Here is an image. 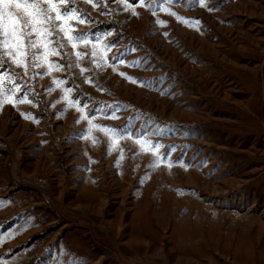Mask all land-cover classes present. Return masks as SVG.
Instances as JSON below:
<instances>
[{"label": "rangeland", "instance_id": "rangeland-1", "mask_svg": "<svg viewBox=\"0 0 264 264\" xmlns=\"http://www.w3.org/2000/svg\"><path fill=\"white\" fill-rule=\"evenodd\" d=\"M92 2L0 109V264H264V0Z\"/></svg>", "mask_w": 264, "mask_h": 264}, {"label": "snow or ice", "instance_id": "snow-or-ice-1", "mask_svg": "<svg viewBox=\"0 0 264 264\" xmlns=\"http://www.w3.org/2000/svg\"><path fill=\"white\" fill-rule=\"evenodd\" d=\"M84 2L90 3L93 8L98 6L92 0H84ZM118 2L124 4L126 11L131 10L133 15H138L131 3H127L126 0H118ZM70 3L74 4L75 0H0V109L5 104L15 106L17 103H31L27 91L24 90L26 85L16 83L17 79H22L28 76L32 69L43 68L45 65H47V71L44 75H50L53 70L65 71L64 65L50 62L49 56H61L62 50L69 44L71 49L75 50L77 43H89L84 39L85 33L79 32L73 35L76 28L71 22L76 21L78 24H84L89 18L76 7H70ZM200 4L204 7L207 6L205 0H200ZM138 6L151 8V4L145 5L144 0H138ZM163 10L168 11L167 9ZM171 15L176 16V13L172 12ZM177 19L182 18L177 16ZM157 22L164 23L160 20ZM62 41H66V43ZM87 54L80 51L64 53L65 56L71 57L74 55L76 57L75 61H70L67 64V69L79 67V61ZM91 55H96L95 45H93ZM16 68L21 69V72H16ZM86 71L88 69H80L81 74ZM113 71H116L115 67H113ZM36 75L41 74L37 73ZM120 75L124 76L125 74L120 73ZM127 78L132 79L131 77ZM85 82L90 83L91 81L86 80ZM9 83L12 84L11 88L7 86ZM54 83L57 87H61L64 81L54 80ZM69 92H71V89L65 90V99L68 98ZM69 106L75 107L76 105L70 102ZM77 110L83 111L80 108ZM26 118L32 119L31 115H27ZM81 119H87L90 125L88 129L89 136L85 139L91 138L93 129L103 132L106 136L110 133L113 136L115 135L113 130L93 124L92 119H88V117L82 116ZM98 142L97 139L92 138L93 144ZM136 143L141 144L142 151H147L144 145L148 144V141L142 143L137 140ZM117 146L118 141L113 140V149ZM155 147L158 149L161 146L155 145ZM120 159H123L122 154ZM171 166V164L168 165L169 168ZM12 236L13 233H8L4 239L6 240Z\"/></svg>", "mask_w": 264, "mask_h": 264}]
</instances>
